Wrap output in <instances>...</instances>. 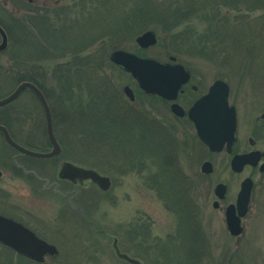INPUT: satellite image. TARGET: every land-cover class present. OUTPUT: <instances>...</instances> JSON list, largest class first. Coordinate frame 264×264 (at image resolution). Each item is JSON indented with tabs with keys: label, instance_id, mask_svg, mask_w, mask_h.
<instances>
[{
	"label": "rangeland",
	"instance_id": "1",
	"mask_svg": "<svg viewBox=\"0 0 264 264\" xmlns=\"http://www.w3.org/2000/svg\"><path fill=\"white\" fill-rule=\"evenodd\" d=\"M60 1L70 3L76 0ZM156 1L161 0H150L151 7L156 5ZM233 15L235 14L232 13V17ZM0 19L3 20L1 13ZM245 19V23H248L245 27L255 31V35L252 33L255 40L254 50H247L248 54L246 50H240L237 56L224 61L207 60L196 53L193 55L183 50L173 52L169 34L161 23L153 18L148 20V24H144L140 32H135L132 38L108 48L102 67L106 77L120 94V106L125 107L122 110L126 111L131 104L138 113L144 114L152 126L163 132L168 146L162 148L158 143L157 133H149L147 140L144 136L135 146L147 143L150 147L152 154L147 151L149 155H145L143 159L134 157L127 161L119 160L123 164H118V167L113 166L105 157L103 161H94L98 166L95 169L111 179L108 190H101L91 183L73 187V192L66 195L61 191L69 189L66 184L45 189L39 195L40 200L30 205L41 218V235L56 247L57 253L45 255L41 263H35L0 245V264H128L115 255L112 248L113 237L117 238L122 252H129L142 264H148L146 252L142 247L168 238L176 244L177 250H160L169 255L164 257V264H185L184 247L193 245L196 241L201 244L199 252L196 253L200 260L191 259L190 264H264V170L259 169L260 161L256 166L247 165L241 172H234L230 168L231 155L225 151H210L198 139L190 125L175 120L169 112L159 106L156 97L139 89L131 75L108 58L114 49H123L160 62H167L169 57L173 56L176 62L183 64L190 72L191 83L198 88L199 94L205 93L215 79L224 80L229 87V104L235 106L236 111V152L252 149L247 143L249 136L257 140L253 148L260 149L263 136L258 128L254 127L253 120L259 116L264 106V15L263 12L250 13ZM191 20L199 25L196 23L198 19ZM144 30H152L155 33L156 44L147 48L138 46L135 37ZM5 61L6 57L0 55V62L5 64ZM125 85L133 92V102L123 93ZM9 104L11 107L20 106L27 110L33 107L34 100L29 93L24 92ZM261 122L264 124V121ZM25 125L23 131L29 129V121ZM81 129L90 128L84 126ZM90 138L88 136L86 141L76 143L74 146L77 150L64 147L61 155L51 158V161L27 159V156L8 149L0 140V170L3 173L0 180L7 181L8 175L13 172L22 173L21 170L14 169L12 157H15V162L31 167L33 172L37 171L51 181L56 177L62 160L92 167L85 162L87 155L79 150L81 144H84L85 148L93 145ZM126 146L127 143L117 144V149L124 148V152L120 151V158L129 154ZM109 147L111 146L108 145ZM166 152L172 156L177 178L168 170L166 176L162 173L159 190L152 180L154 175L157 176L159 168L153 165L151 155L159 156V160H162ZM204 161L211 163L210 173L201 170ZM245 177L251 178L253 186L248 211L241 219L243 232L236 237L226 228L223 209L227 204L234 202L240 182ZM218 183L226 186L223 201L214 194ZM12 186L18 191L15 183H12ZM215 200L219 202L218 207L213 206ZM183 204L193 214L192 222L196 224L197 233L195 227L191 228L188 232L192 234L187 239L181 232L180 241L177 231L181 225L180 211L185 209ZM101 229L104 231L99 233ZM142 239L146 242L142 243ZM173 243L169 246L173 247ZM179 246H182L183 250H179ZM159 254L156 252V256ZM162 260L157 258L152 264H160Z\"/></svg>",
	"mask_w": 264,
	"mask_h": 264
},
{
	"label": "trees",
	"instance_id": "2",
	"mask_svg": "<svg viewBox=\"0 0 264 264\" xmlns=\"http://www.w3.org/2000/svg\"><path fill=\"white\" fill-rule=\"evenodd\" d=\"M179 1H156V5L151 7L150 0H76L70 3L34 0L18 12L1 9L3 20L0 19V26L7 35L8 45L0 52L6 57L5 64L0 62V98L22 81L36 85L49 104L54 134L62 150L66 146L77 150L74 145L90 136L93 145L85 148L81 144L79 150L87 155L85 162L94 168H98L94 161H103L104 157L117 167L123 164L119 160L143 159L149 155L147 151L151 153L150 147L147 143L135 146L144 136L147 140L149 133H157L158 143L166 148L168 141L165 135L152 126L144 114L138 113L131 104L126 111L122 110L125 107L120 106V94L102 67L106 50L132 38L153 18L169 34L173 52L183 50L207 60L224 61L237 56L240 50L253 52L255 31L245 27L248 25L245 18L256 12L264 15V0ZM230 12L235 15L232 17ZM191 19H198L196 23L199 25ZM7 82L10 83L3 88ZM24 92L32 96L33 107L26 110L10 104L1 106L0 124L20 145L46 151L49 144L42 109L30 90L26 89L21 94ZM27 121L29 129L23 131ZM84 126L90 129H81ZM0 137L2 143L12 149L1 134ZM118 143H127L125 149L129 154L122 156L126 159L119 157L124 148L117 149ZM167 153L163 154L162 160L151 155L153 165L159 168L157 176L152 177L159 190L162 173L166 176L168 170L177 178L172 156ZM186 207L180 211L181 225L177 231L180 241L181 232L187 239L192 234L188 232L191 228L195 227L197 233L196 224L192 222L193 214ZM141 242L146 241L142 239ZM170 243H173L171 238L148 243V247L145 244L142 249L146 252L148 264L157 258L163 259L160 264H164V257L169 255L162 251L166 248L177 250L176 244L173 243L172 247ZM200 247L198 241L184 247L185 264H190L191 259L200 260L196 257ZM180 249L183 247L179 246ZM156 252L160 254L156 256Z\"/></svg>",
	"mask_w": 264,
	"mask_h": 264
},
{
	"label": "water",
	"instance_id": "3",
	"mask_svg": "<svg viewBox=\"0 0 264 264\" xmlns=\"http://www.w3.org/2000/svg\"><path fill=\"white\" fill-rule=\"evenodd\" d=\"M135 42L139 47L147 48L156 44L157 38L152 30H145L135 37ZM6 46L7 35L0 26V51L4 50ZM108 58L112 63L121 66L128 72L144 93L156 94L168 100L176 98L181 85L187 82L190 76L181 63L175 62L176 59L173 56H170L167 62H160L123 49H114L109 53ZM25 89L31 90L40 103L50 149L48 151H35L23 147L11 138L7 128L2 124H0V133L5 142L22 155L39 159L56 156L60 153L61 147L53 132L49 105L36 85L29 81L18 83L11 92L0 98V107L15 100ZM123 92L130 101L134 100L133 92L128 85L123 87ZM228 94V84L222 79H215L187 113L198 138L212 152H218L224 147L225 151L229 153L235 140L236 112L234 106L228 103ZM171 110L178 116L183 115L182 109L176 103L171 105ZM261 117H264V112ZM261 155L264 157V151L253 150L236 153L230 159V168L234 172H241L246 165L255 166ZM259 169L264 170V161L260 164ZM201 170L204 173H210L212 171L211 163L204 161ZM57 177L78 185L90 182L101 190H107L111 184L108 176L93 168L84 167L67 160L60 162ZM252 186L251 178L245 177L240 182L235 203L228 205L225 210L226 228L233 236H239L243 232L241 218L247 213ZM225 190L226 186L223 183H218L214 188V194L221 199ZM214 207H216V202H214ZM0 243L36 262H41L44 254L55 255L57 253L53 244L36 237L33 232L19 223L1 216ZM112 248L118 258L130 264H142L138 259L120 251L116 239H113Z\"/></svg>",
	"mask_w": 264,
	"mask_h": 264
},
{
	"label": "flooded vegetation",
	"instance_id": "4",
	"mask_svg": "<svg viewBox=\"0 0 264 264\" xmlns=\"http://www.w3.org/2000/svg\"><path fill=\"white\" fill-rule=\"evenodd\" d=\"M31 1H34V0H2V1L0 0V8L5 11L18 12L20 8L21 9L26 8L27 4L30 3ZM57 1H60V0H57ZM189 75L190 76H189L188 81L181 85L176 95V98L174 100H168L159 95H153V96L158 99L159 106L163 107L167 112H169L175 120H177L178 122H182L187 125H190L195 131L194 125L189 120L187 113H188L189 108L194 104V102L202 94H199L197 92L198 88L194 84L191 83L192 77H191L190 72H189ZM173 103H176L182 109L183 115L178 116L172 112L171 105ZM263 112H264V106L259 116L255 117L253 120L254 127H257L258 130L261 132V135L263 136V140H262L263 145H261L262 147L260 149L253 148V146L257 144V140L249 136L247 138V143L249 144V146L252 147V149L245 150L243 152H236V149H235L236 148L235 147L236 138H235V140L232 143V148H231L232 152L230 154L229 153L227 154L232 155L234 153H244V152H249L253 150H257L260 152L264 151V124L261 122V121H264V117H261ZM259 123H262V124H259ZM49 148H50V145H49ZM13 150L17 152L18 154H20L15 149ZM61 151H62V148H61ZM59 155H56V156H59ZM24 156H27V155H24ZM14 158L12 157L11 159L13 161L12 163H13L14 169L16 170L19 169L22 171V173L13 172L8 175L9 178L7 179V181L0 180V216L19 223L23 227L33 232L36 237L47 242V240H45L44 237L40 233V229H43V227L40 224L41 218L38 216L36 211L33 210V207L30 204H33L37 202L38 200H40L39 195L42 192H44L45 189H49L52 186L58 187L59 184H66L69 189L61 190L63 192V195H66L68 193L73 192V189H72L73 187L82 186L83 184L82 185L73 184L72 182L68 180L59 179L57 177V174H56V177L51 181L45 178V176L42 175L41 173L35 170H34L35 172H33L31 167H28L25 164L15 162ZM29 158L34 159V160L39 159V158H33L30 156H27V159ZM51 158H46L43 160H48ZM259 161H260L259 163H262V161H264V157L262 155L260 156ZM2 174L3 173L1 171L0 177L2 176ZM12 183H15V186H17L18 191L13 189ZM85 183H90V182H85ZM54 191L57 192L56 189ZM225 192H224L223 197L220 199V201H223ZM214 202H216V207H218L219 202L216 200ZM214 202H213V206H214ZM234 203H235V200L233 203H229L226 206H224V209H223L224 216H225V210L227 206L230 204H234ZM103 231L104 230L101 229L99 233H102ZM113 239L117 240V238L115 237H113ZM0 245L2 246L3 244L0 243ZM3 247H5L8 250H11L10 248L4 245ZM123 252H125L128 256L135 258L134 255L129 254V252L127 251H123ZM28 260H30L31 262H35L31 259H28ZM123 261L128 263L125 260Z\"/></svg>",
	"mask_w": 264,
	"mask_h": 264
}]
</instances>
